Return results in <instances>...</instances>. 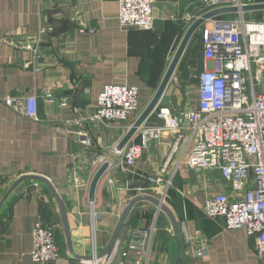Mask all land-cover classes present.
<instances>
[{
	"label": "crops",
	"instance_id": "obj_1",
	"mask_svg": "<svg viewBox=\"0 0 264 264\" xmlns=\"http://www.w3.org/2000/svg\"><path fill=\"white\" fill-rule=\"evenodd\" d=\"M206 10L201 0H153L152 28L141 29L119 26L117 0H0V98L36 93L38 116L36 121L22 117L0 102V200L21 176L45 177L64 206L70 243L48 187L24 180L18 183L23 189L14 188L0 207V264H91L93 236L99 253L105 250L127 200L144 194L139 187H147L145 178L156 170L169 137L163 134L161 142H153L129 168L113 147L155 94L187 28ZM218 16L229 19L235 13ZM194 33L143 126L163 125L157 116L160 108H169L172 115L196 108L197 74L215 63L203 57L199 28ZM34 65L39 67L36 72ZM107 84L137 86V111L123 121L89 123L86 119ZM47 91L54 102L43 97ZM74 118H83L82 126L72 125L73 132L66 133L65 121ZM80 131L91 133L89 147L79 144ZM133 142H139L137 132L126 145ZM94 158L106 159L108 166L89 200L90 180L103 161L94 165ZM227 190L234 194L217 170L181 166L163 198L180 237L162 210L138 201L120 228L107 264H176L179 253L184 264L255 262L254 238L244 228L226 230L221 217H209L203 210L208 196ZM38 220L55 223L60 256L53 262L30 257L32 227ZM151 223L152 245L146 261L137 263L136 251L127 248L129 234ZM195 230L207 246L201 256L194 255L195 241L187 240Z\"/></svg>",
	"mask_w": 264,
	"mask_h": 264
},
{
	"label": "built area",
	"instance_id": "obj_2",
	"mask_svg": "<svg viewBox=\"0 0 264 264\" xmlns=\"http://www.w3.org/2000/svg\"><path fill=\"white\" fill-rule=\"evenodd\" d=\"M117 1L121 28H152L153 0ZM201 1L207 8L203 13L227 6H236L238 11L232 12L235 16L229 19L218 15L207 18L199 27L203 57L215 65L204 67L197 74L196 108L178 115H172L167 107L160 108L157 116L162 119V126L141 124L136 130L138 143L113 149L129 168L153 142H161L162 135H168L166 151L156 170L145 178L147 187H139L144 194L162 202L165 190L181 166L206 172L217 170L234 187V194L227 190L208 196L203 210L209 217H221L226 230L244 228L254 238L257 260L243 264H264V9L259 10L258 18L246 17L240 8L256 3L254 0ZM33 70L36 72L39 67L34 65ZM43 97L51 103L55 101L52 92H44ZM0 102L22 117L38 119L36 93L7 94ZM66 104V100L60 101V105ZM137 106V86L107 84L98 94L96 106L86 121L95 125L123 121L137 111ZM82 119L66 120L65 132H73L72 125L82 126ZM78 137L79 144L89 147L91 133L80 131ZM101 159L94 158L92 164L107 161ZM145 189L151 192H144ZM154 229L155 224L151 223L130 232L127 248L136 251L137 263L143 258L146 261ZM187 240L195 241V256L206 253L207 246L199 230L188 234ZM59 256L55 223L36 221L32 227L31 259L49 263ZM109 256H101L93 236L89 262L92 264L96 258L98 264H107Z\"/></svg>",
	"mask_w": 264,
	"mask_h": 264
},
{
	"label": "water",
	"instance_id": "obj_3",
	"mask_svg": "<svg viewBox=\"0 0 264 264\" xmlns=\"http://www.w3.org/2000/svg\"><path fill=\"white\" fill-rule=\"evenodd\" d=\"M264 9V2H256V3H251V4H244L241 6L240 10L244 11V12H248V11H254V10H261ZM238 8L236 6H227V7H220V8H216L213 10H209L205 13H203L201 16L197 17L191 24L190 26L187 28L184 36L182 37L174 55L172 56V59L169 62V65L166 69V72L163 75V78L155 92V94L153 95V97L151 98L150 102L147 104V106L144 108V110L139 114V116L136 118V120L133 122V124L129 127V129L127 130V132L125 133V135L121 138V140L118 142L116 149L120 150L122 149L126 143L128 142V140L130 139V137L136 132L137 128L144 122V120L146 119V117L153 111V109L155 108L158 100L160 99L169 79L171 78V76L174 73V70L176 68V65L189 41V39L191 38L192 34L200 27V25L204 22L205 19L213 17V16H217V15H221L223 13H232V12H237ZM108 166V162L104 161L102 162L98 168L96 169V171L94 172L90 183H89V190H88V198L89 200L93 199V195H94V190H95V186L97 184L98 179L100 178V176L103 174V172L106 170ZM24 180H35L38 182H41L43 184H45L48 189L50 190V193L52 194V196L55 198L57 204H58V208L61 214V219L63 222V226H64V230H65V234H66V239L69 243V232H68V226H67V221H66V214H65V209L64 206L58 196L57 191L55 190V187L52 185V183L47 180L45 177L40 176V175H31V174H25L23 176H21L20 178H18L14 184L6 191V193L3 195V197L0 200V207L3 203V201L6 199V197L8 196V194L15 188L16 190H21L23 189V186H18V183ZM141 200H146L151 202L152 204H154L157 208H159L160 210H162L169 218L172 229L174 234L177 237H180L179 233V225L178 222L176 221L174 215L172 214V212L169 210V208L162 202L160 201L158 198H156L153 195L150 194H138L135 195L133 198L128 199L126 202V205L122 211V213L120 214L118 221L116 222L114 228L111 230V236L109 239V242L107 243V246L105 248V250L103 252H101V256L104 255L106 257H108L116 242H117V238H118V234L120 231V228L122 226V224L124 223L125 219L127 218L131 208L133 207V205ZM180 240V238H179ZM90 258V257H89ZM176 264H184V260H183V256L182 253L178 254L177 257V262Z\"/></svg>",
	"mask_w": 264,
	"mask_h": 264
},
{
	"label": "bare ground",
	"instance_id": "obj_4",
	"mask_svg": "<svg viewBox=\"0 0 264 264\" xmlns=\"http://www.w3.org/2000/svg\"><path fill=\"white\" fill-rule=\"evenodd\" d=\"M92 264H98V261L96 260V258H94V260L92 261Z\"/></svg>",
	"mask_w": 264,
	"mask_h": 264
},
{
	"label": "trees",
	"instance_id": "obj_5",
	"mask_svg": "<svg viewBox=\"0 0 264 264\" xmlns=\"http://www.w3.org/2000/svg\"><path fill=\"white\" fill-rule=\"evenodd\" d=\"M255 17H256V18H258V17H259V14H258V15H256ZM196 33H197V32H196ZM194 34H195V33H194ZM197 36H199V37H200V35H197Z\"/></svg>",
	"mask_w": 264,
	"mask_h": 264
}]
</instances>
